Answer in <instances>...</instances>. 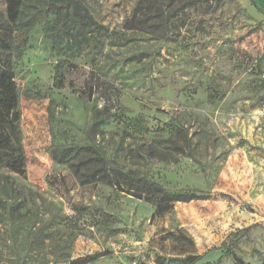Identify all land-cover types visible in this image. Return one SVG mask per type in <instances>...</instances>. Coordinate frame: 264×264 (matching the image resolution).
<instances>
[{
  "label": "rangeland",
  "instance_id": "rangeland-1",
  "mask_svg": "<svg viewBox=\"0 0 264 264\" xmlns=\"http://www.w3.org/2000/svg\"><path fill=\"white\" fill-rule=\"evenodd\" d=\"M138 1L23 0L27 178L0 185V264H183L184 251L264 264V0H176L152 20L165 34L127 28ZM80 148L206 199L157 218L145 199L82 183Z\"/></svg>",
  "mask_w": 264,
  "mask_h": 264
},
{
  "label": "trees",
  "instance_id": "trees-1",
  "mask_svg": "<svg viewBox=\"0 0 264 264\" xmlns=\"http://www.w3.org/2000/svg\"><path fill=\"white\" fill-rule=\"evenodd\" d=\"M84 1L66 0L65 5H53V7L58 10H71L76 6H82ZM166 1L169 2L168 5H166ZM4 2L6 9L3 20L0 22V185L6 189L8 186H12L13 178L22 180L27 178V165L20 124L18 87L15 81V65L23 54L20 42H15L17 38L15 34L21 25L19 18L23 0H4ZM175 3L176 0H139L126 26L128 29L140 30L159 28L165 34L168 27L167 21L162 20L161 23L155 24L152 20L163 19L164 10ZM174 12L178 13V9L174 8ZM60 67H63V64ZM96 91L95 93H97ZM103 101L107 107L108 100L104 99ZM174 148L179 150V146ZM77 152L91 154L82 160L75 169V173L81 175L82 183L104 182L128 195L145 199L156 206L155 217L157 218L168 214L177 203H190L206 199L196 191L169 192L158 183L133 177L123 171L109 170L105 160L92 148H80ZM81 167H92L90 168L92 170L87 174H81ZM5 206V200L0 198V208ZM246 231L239 232V235L245 234ZM239 235L233 244L241 239ZM189 241L192 242L191 239ZM221 248H227L230 251V246H226V243ZM184 253L186 258L183 264H198L203 259V256L194 253L186 251ZM75 263L73 262V264Z\"/></svg>",
  "mask_w": 264,
  "mask_h": 264
}]
</instances>
